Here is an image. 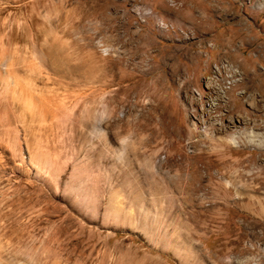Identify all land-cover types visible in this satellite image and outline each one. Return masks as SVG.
I'll return each mask as SVG.
<instances>
[{
  "label": "rangeland",
  "instance_id": "1",
  "mask_svg": "<svg viewBox=\"0 0 264 264\" xmlns=\"http://www.w3.org/2000/svg\"><path fill=\"white\" fill-rule=\"evenodd\" d=\"M18 1L0 0V30L5 18L24 22V30L11 32L20 45L36 48L45 15L56 25L67 12L74 48L109 56L106 104L111 121L122 120L113 136L137 150L129 145L118 161L97 138L77 133V159L95 172L86 189L94 203L82 207L62 191L54 198L21 192L23 204L0 207L1 259L264 264V0ZM98 9L109 17L96 19ZM111 24L130 26L138 42L152 45L149 86L141 77L137 87L126 64L114 67L117 54L106 52L94 30ZM140 55L134 63L142 66ZM149 88L155 109L146 126ZM131 89L137 111L129 114Z\"/></svg>",
  "mask_w": 264,
  "mask_h": 264
},
{
  "label": "bare ground",
  "instance_id": "2",
  "mask_svg": "<svg viewBox=\"0 0 264 264\" xmlns=\"http://www.w3.org/2000/svg\"><path fill=\"white\" fill-rule=\"evenodd\" d=\"M59 13L60 11H56L55 16ZM65 13L64 19L56 25L52 24L54 21L52 22L51 13L45 15L48 27L40 28L36 48L28 44L20 45L12 38L13 30L18 32L26 28L24 22L15 20L9 24L5 17L1 22L0 207L8 210L23 204L20 194L27 191L46 194L48 198H54L59 191L67 192L78 205L91 207L94 203L93 195L88 194L86 189L95 183L91 174L94 170L90 172V165L77 159V133L97 138L104 149L118 161L131 153L127 152L129 145L133 151L137 150L136 146L122 137L117 144L113 136L116 134L112 129L118 127L122 120L112 122L114 111L106 104L112 94L105 79L109 56L99 52L97 47H91L84 53L74 48L66 32L68 27L67 12ZM107 14L108 12L98 9L93 15L96 19L104 20L109 17ZM116 19L113 16L111 20ZM94 30L98 32L106 52L117 54L114 67L126 64L129 77L137 80V87L140 85L139 80H143V85L147 83L149 86L153 70L152 45L145 41L138 42L135 32L128 25L111 24L107 28L96 27ZM116 44L121 45V51L116 48ZM137 54H141L139 58L142 66L134 63ZM150 88L147 103L144 104L143 120L146 126L151 124L155 109L150 99ZM131 90L125 98L128 113L137 106V100L133 104L129 101L133 94V89ZM100 106L101 110H98ZM147 156L143 158V162L150 173L154 165H151ZM33 255L31 253L29 256L31 260ZM0 256L2 257L1 254ZM1 257L0 264H7ZM61 259L56 254L42 264H62Z\"/></svg>",
  "mask_w": 264,
  "mask_h": 264
}]
</instances>
